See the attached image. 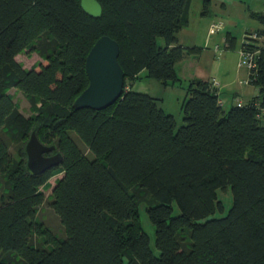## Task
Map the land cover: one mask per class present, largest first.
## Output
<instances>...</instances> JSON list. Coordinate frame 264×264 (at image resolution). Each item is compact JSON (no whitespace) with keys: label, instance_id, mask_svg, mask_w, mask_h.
<instances>
[{"label":"trees","instance_id":"16d2710c","mask_svg":"<svg viewBox=\"0 0 264 264\" xmlns=\"http://www.w3.org/2000/svg\"><path fill=\"white\" fill-rule=\"evenodd\" d=\"M80 1L0 0V264H264V46L250 83L257 95L224 110L217 86L194 77L177 127L160 97L131 86L143 72L163 86L181 83L177 64L200 50L178 41L192 0H97L99 17ZM212 1L200 0L201 15ZM251 16L264 24L263 12ZM102 35L119 45L122 96L101 110L75 109L88 85L86 56ZM31 48L42 61L25 68L16 56ZM11 88L27 97L31 115ZM33 131L56 146L60 165L33 174L25 146L20 158L10 154L3 134L24 143ZM56 172L63 176L50 206L63 238L36 218ZM228 188L232 203L214 217L224 211L218 191Z\"/></svg>","mask_w":264,"mask_h":264},{"label":"rangeland","instance_id":"374dc122","mask_svg":"<svg viewBox=\"0 0 264 264\" xmlns=\"http://www.w3.org/2000/svg\"><path fill=\"white\" fill-rule=\"evenodd\" d=\"M221 1L225 2L224 9H221L220 7V0H213L211 5V14L204 16L200 14V0H192L190 8V26L185 29L187 31H182L179 36H184V38L189 37L197 45L203 47L201 49V55L195 53L187 55L198 60L200 65H210L212 58L211 54H214L213 58L215 62L212 64L210 70L215 72L214 74H216L217 77L216 82L219 94L218 97L221 99L222 107L224 110H228L231 105L236 104L239 100L244 102L247 101L246 95H249L251 91L253 93L257 90L255 86H252L250 83H245L244 81L248 72L239 64L240 54L237 49L239 40H242L243 34L245 33L244 31L247 32V30H243L244 28H250L253 30L263 28L264 24L256 17H252L250 14L253 11L264 13V0ZM215 22L222 23V26L214 28L215 30L213 31L212 26ZM228 31H232V33L235 32L238 35L235 49L230 47L226 39ZM159 41L162 42V39H159ZM217 46L218 48H216ZM16 60L20 62L23 67L31 68L34 65L36 66L38 62H41L42 58L37 49L31 48L19 53L16 56ZM187 68L189 70L193 69L191 67ZM178 69L179 74L183 75L185 68H182V66L179 65ZM144 74L145 73L143 72L141 78L133 82L132 89L134 91L160 96V98L163 99L161 106L173 113L172 115L175 117L177 127H179L182 124L181 101L185 94V86L188 79L185 80L181 78V83L177 82L169 86H163L159 81L154 78L145 77ZM8 92L12 95L13 101L25 116L32 114L29 100L20 90L11 88ZM235 93H240V97L237 101L235 100L236 97H234ZM3 137L8 144L7 146L10 154L15 158H20L23 150L22 148L25 146L26 141L24 143H16L13 141L11 142L5 134H3ZM71 137L83 152L89 156L91 155L85 144L78 138V136L71 133ZM62 176V172H56L49 179V185L41 188L44 194V201L38 206L36 213V218L59 238L65 237V233L58 215L50 206V202L52 200L51 192L53 186L55 185V180ZM218 196L224 204V211H216L213 214L214 217L224 215L232 203V193L230 188L226 191H218ZM142 205L144 204L141 203V207L139 208V220L142 228L150 238V247L152 251L157 254L158 250L155 247V229L150 223L147 213ZM177 212L178 208L175 204L174 213ZM33 241L43 245L42 239L39 237H35Z\"/></svg>","mask_w":264,"mask_h":264},{"label":"water","instance_id":"95a60500","mask_svg":"<svg viewBox=\"0 0 264 264\" xmlns=\"http://www.w3.org/2000/svg\"><path fill=\"white\" fill-rule=\"evenodd\" d=\"M82 10L92 16L101 15V5L97 0H81ZM119 45L108 35L100 36L90 48L85 59L88 77L87 87L75 98V109H104L122 96L124 72L118 62ZM26 165L33 174L61 164L63 157L55 145L43 144L35 132H31L25 144ZM52 153L50 155L45 154Z\"/></svg>","mask_w":264,"mask_h":264},{"label":"crops","instance_id":"0c3cea01","mask_svg":"<svg viewBox=\"0 0 264 264\" xmlns=\"http://www.w3.org/2000/svg\"><path fill=\"white\" fill-rule=\"evenodd\" d=\"M228 1V0H227ZM200 7H201V5H200ZM220 7H221V9H224V7H225V2L224 1H221L220 0ZM254 12V11H253ZM257 13H259V12H257ZM262 13V12H261ZM211 14V13H210ZM209 14V15H210ZM251 15V14H250ZM204 16H207V15H204ZM190 26V11H189V17H188V23H187V25L179 32V34H178V41H179V43L183 46V47H187V48H200V50L199 51H197L195 54H200L201 55V49L203 48V47H201L200 45H197L194 41H192V39L191 38H189V37H186V38H184V36H179L180 35V33L182 32V31H187V30H185V29H187L188 27ZM236 27V26H235ZM263 28H264V26H263ZM263 28H257V29H254V30H258V29H263ZM230 30V29H229ZM243 30H247V31H249V30H253V29H250V28H244ZM244 32H246V31H244ZM211 34V33H210ZM213 34V33H212ZM227 35L229 36H226V39H227V41H228V43H229V45H230V47L232 48V49H235V47H236V45H237V38H238V35H237V33H235V32H233L232 33V31H228L227 32ZM188 38V39H187ZM190 39V40H189ZM241 39V38H240ZM241 40H239V45H238V49L237 50H239L240 49V45H241V42H240ZM209 53V52H208ZM189 54H191V53H189ZM189 54H186L185 56H184V58L181 60V62H179L178 64H177V67H176V69H177V73H178V75H179V77L180 78H182V79H192V78H194V77H197V78H200V79H202V80H208V81H212V80H216L217 79V77H216V74H214L215 72H212L211 70H210V68H211V66H212V64L215 62V60H214V58H213V56H214V54H211L212 55V58H211V61H210V65H208V64H204V65H200L199 64V61L198 60H196L195 58H192V57H190V56H187V55H189ZM200 57V56H199ZM211 57V56H210ZM207 58V57H206ZM179 65H181L182 66V68H185V72L183 73V75H180L179 74V69H178V67H179ZM187 67H191V68H193V69H191V70H189ZM181 68V67H180ZM246 78V77H245ZM252 85V84H251ZM252 86H254V85H252ZM131 89H132V86H131ZM257 91V92H256ZM255 92H253L252 93V91H251V93L249 94V95H246L247 96V101L250 99V98H252L253 96H255V95H257V93H258V89L256 90ZM156 96V95H155ZM156 97H160V96H156ZM234 97H236V101H237V99L240 97V93H235L234 94ZM184 98V97H183ZM162 101H163V99L161 98V105H162ZM237 102H244V101H241V100H239V101H237ZM246 102V101H245ZM163 109H164V107H162ZM166 112H168V113H171V114H173L171 111H169V110H166V109H164Z\"/></svg>","mask_w":264,"mask_h":264},{"label":"built area","instance_id":"2783aa9c","mask_svg":"<svg viewBox=\"0 0 264 264\" xmlns=\"http://www.w3.org/2000/svg\"><path fill=\"white\" fill-rule=\"evenodd\" d=\"M222 26V23H213L212 30L214 28H219ZM264 46V32L263 31H247L243 34L241 45L239 49L240 60L239 64L244 67L248 74L245 83H251L252 80L256 77L257 74V60L261 51V47ZM218 48V46L216 47ZM212 84L217 86L216 80H212ZM221 103V101H220ZM241 102H238L240 105Z\"/></svg>","mask_w":264,"mask_h":264},{"label":"flooded vegetation","instance_id":"af4514ba","mask_svg":"<svg viewBox=\"0 0 264 264\" xmlns=\"http://www.w3.org/2000/svg\"><path fill=\"white\" fill-rule=\"evenodd\" d=\"M50 154H52V153H49V154L47 153V154H45V155H50Z\"/></svg>","mask_w":264,"mask_h":264}]
</instances>
